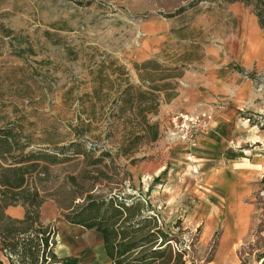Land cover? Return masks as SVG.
I'll use <instances>...</instances> for the list:
<instances>
[{"label": "rangeland", "instance_id": "1", "mask_svg": "<svg viewBox=\"0 0 264 264\" xmlns=\"http://www.w3.org/2000/svg\"><path fill=\"white\" fill-rule=\"evenodd\" d=\"M257 4L258 0H0V129H10L15 137L9 151L0 143V166H19L13 163L30 157L22 165L38 167L27 175L29 187L38 188L40 198L56 207L82 202L92 182L91 193L113 190L128 197L145 196L143 188L148 187L142 188L141 177L166 168L170 160L167 108L179 93L183 71L202 57L207 41L224 39L235 29V14L246 10L257 18ZM152 34L174 39L157 49ZM165 84V90L153 92L156 102L147 95L150 87ZM127 87L131 89L126 94ZM256 89L264 90V81ZM77 139L95 150L87 157L73 154L69 145ZM103 151L112 156L93 163ZM34 152L57 161L32 158ZM261 199L258 232L241 249L239 264H262L258 258L264 253V188ZM166 226L175 236L171 248L186 245L184 260L210 259L211 251L195 248L197 232ZM0 256L2 264H9L1 250Z\"/></svg>", "mask_w": 264, "mask_h": 264}, {"label": "crops", "instance_id": "2", "mask_svg": "<svg viewBox=\"0 0 264 264\" xmlns=\"http://www.w3.org/2000/svg\"><path fill=\"white\" fill-rule=\"evenodd\" d=\"M234 16L235 29L224 39L207 41L202 57L183 71L179 93L167 108L171 113L207 112L212 128L192 143L170 142L168 166L140 180L149 193L140 198L161 230L171 234L166 226L171 225L197 232L195 248L211 251L206 262L190 264H239L241 249L254 241L260 223L264 90L256 84L264 81V30L251 11ZM172 39L152 34L157 49ZM5 214L22 219L25 210L10 206ZM39 215L42 222L55 225L59 257H75L79 264H113L100 232L66 222L53 201L44 202Z\"/></svg>", "mask_w": 264, "mask_h": 264}, {"label": "trees", "instance_id": "3", "mask_svg": "<svg viewBox=\"0 0 264 264\" xmlns=\"http://www.w3.org/2000/svg\"><path fill=\"white\" fill-rule=\"evenodd\" d=\"M258 1L256 16L260 28L264 29V3ZM245 3L249 5L248 2ZM9 33L11 32H6ZM140 66L144 68L145 64ZM168 86H152L147 95L156 102L153 92H160ZM130 89L131 87H127L124 93L127 94ZM143 97L144 94H141L140 98ZM82 133L83 131L79 132ZM156 138L155 129L152 139ZM0 143L2 149L10 150L11 143H15L10 129H0ZM69 147L74 149L73 154L86 157L95 150L87 149L80 139L70 143ZM111 156L109 151H103L93 163H101L104 158ZM33 157L48 163L57 161L55 156L42 152H34ZM29 158H21L13 163L19 166H0V250L9 264H79L77 258L59 257L55 252V225L42 222L39 215L40 207L46 200L40 198L38 188H30L28 184L27 175L32 176L38 165H22L30 161ZM71 179L76 186L79 185L74 178ZM93 187L94 182L81 198L82 202L71 204L67 208L58 205L57 208L66 222L100 232L104 238L106 253L113 264H190L183 259L185 250L177 251L170 247L175 236L161 230L156 216L146 211L145 202L140 196L128 197L113 190L106 194L91 193ZM81 196L82 194L79 197ZM17 205L25 209L22 219L4 215L7 207ZM258 259L264 264V253Z\"/></svg>", "mask_w": 264, "mask_h": 264}, {"label": "built area", "instance_id": "4", "mask_svg": "<svg viewBox=\"0 0 264 264\" xmlns=\"http://www.w3.org/2000/svg\"><path fill=\"white\" fill-rule=\"evenodd\" d=\"M169 127L167 129V138L170 142L182 141L192 143L194 138L203 132L212 128L213 118L207 112H174L169 115ZM146 187L148 185L146 184ZM145 202V199H142ZM175 250L186 249L182 245H176Z\"/></svg>", "mask_w": 264, "mask_h": 264}]
</instances>
